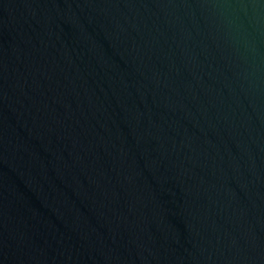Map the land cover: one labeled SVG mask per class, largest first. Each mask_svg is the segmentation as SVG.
Wrapping results in <instances>:
<instances>
[{
	"label": "water",
	"instance_id": "obj_1",
	"mask_svg": "<svg viewBox=\"0 0 264 264\" xmlns=\"http://www.w3.org/2000/svg\"><path fill=\"white\" fill-rule=\"evenodd\" d=\"M0 264H264V0H0Z\"/></svg>",
	"mask_w": 264,
	"mask_h": 264
}]
</instances>
